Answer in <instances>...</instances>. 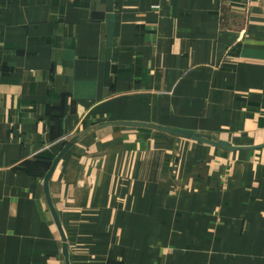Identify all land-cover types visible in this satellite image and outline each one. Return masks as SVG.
I'll use <instances>...</instances> for the list:
<instances>
[{
  "label": "crops",
  "instance_id": "obj_1",
  "mask_svg": "<svg viewBox=\"0 0 264 264\" xmlns=\"http://www.w3.org/2000/svg\"><path fill=\"white\" fill-rule=\"evenodd\" d=\"M0 264H264V0H0Z\"/></svg>",
  "mask_w": 264,
  "mask_h": 264
}]
</instances>
